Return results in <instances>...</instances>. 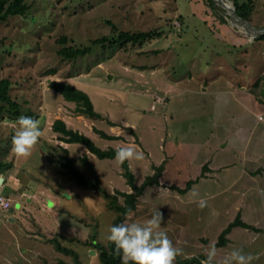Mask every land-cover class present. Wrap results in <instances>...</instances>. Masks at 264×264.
I'll return each mask as SVG.
<instances>
[{"label": "rangeland", "instance_id": "rangeland-1", "mask_svg": "<svg viewBox=\"0 0 264 264\" xmlns=\"http://www.w3.org/2000/svg\"><path fill=\"white\" fill-rule=\"evenodd\" d=\"M25 1L29 4L25 15L0 21V79L11 80L9 94L19 104L12 109L0 100V160L20 162L19 189L26 180L44 198L39 188L49 191L56 201L50 215L59 231L56 236L78 253L58 249L38 230L41 255L17 250V241L6 238L0 243L4 254L0 264H30L29 260L31 264L62 260L104 264L95 242L108 243V229L119 213L115 204L125 203L118 190L134 191L115 157L84 153L79 142H69L68 150L61 145L51 148L49 136L56 118H64L69 127L89 135L103 149L133 146L142 151L143 159L129 160L138 184L163 165L160 182L145 188L126 222L143 223L160 210L162 230L175 246L199 259L191 264L205 259L211 237L219 239L213 226L236 218L233 214L239 207L245 222H257L264 214V173L252 178L249 189L245 175L239 183L235 180V187L229 183L243 172V164L249 171L264 163V38H257L260 34L247 32L216 1L218 9L208 0ZM250 22L264 27V0H254ZM149 30L152 37L146 39L118 37L120 31ZM69 45L90 50L67 58L60 49ZM53 80L86 91L101 116L77 111V102L50 86ZM21 115L40 121L42 139L31 156L12 151L7 160L3 151L12 149ZM98 130L114 137L105 138ZM68 158L86 179L97 178L99 184L81 183L63 165ZM210 159L217 161L212 179L205 172ZM191 179L193 188L180 192L178 187ZM193 190L198 197L190 195ZM105 191L117 195L115 204ZM200 198L207 200L203 209L198 207ZM18 200V194L13 196L12 209L24 211ZM7 213L8 209L2 210L0 215L8 220ZM3 224L0 218V235L8 233ZM235 230L239 238L253 234L243 232V227ZM215 242L217 259L224 257L225 250Z\"/></svg>", "mask_w": 264, "mask_h": 264}, {"label": "trees", "instance_id": "trees-1", "mask_svg": "<svg viewBox=\"0 0 264 264\" xmlns=\"http://www.w3.org/2000/svg\"><path fill=\"white\" fill-rule=\"evenodd\" d=\"M233 3L236 6V9L238 13L245 19L251 21V15L254 8V0H232ZM209 5L213 9H218V6L215 4V0H208ZM29 9V4L25 0H0V21L6 20L10 15H25ZM221 18L226 21L225 16H221ZM152 31H139V32H130V31H120L118 33V37L120 39H124L125 41H131L135 39H146L152 37ZM257 38H264V33L258 35ZM105 37L103 38H97L94 40V42L98 43L101 42ZM89 47H76L73 45L69 46H63L62 49H60V53L67 58H76L79 55L84 54L85 52L89 51ZM11 80L9 78H1L0 79V100L4 102H8L10 104V107L12 109L18 108L17 102L13 100L9 94V90L11 87ZM50 86L58 91H60L64 97L68 100H72L77 102L76 110L80 111L82 113H86L88 115H91L92 117L101 116V114L94 109V104L89 96V94L84 91L83 89H80L76 87L75 85L68 83V82H62L53 80L50 83ZM262 93L264 95V88L262 89ZM19 105V104H18ZM19 113V110H16ZM52 128L55 131H58L61 133V139L67 141V142H79L85 145L91 152L97 154L99 157H115V150L118 148H107L103 149L100 146H98L95 141L87 134L74 129L72 127H69L65 120L62 118H56V120L52 124ZM100 135L104 136L105 138H112L111 134H108L104 130H98ZM67 150V149H66ZM83 158L85 160H88L87 156L84 155ZM89 161V160H88ZM63 165H66L68 167V171L72 172L73 175L84 185H98L99 180L96 178V180H88L84 177V175L79 171L78 166L73 163L72 159L68 158L66 161L62 162ZM124 169V175L128 179V183L130 184L131 188L134 190L133 192L128 191H121L118 190V193L124 196L125 203L124 204H118L116 203L117 195L111 194L107 191L105 193L112 198V202L116 205V208L118 210V215L114 218V224H119L121 222H126V216H128L129 213L134 211L138 207V199L139 196L144 192L145 188L150 184H155L160 182V177L162 175L163 171V165L157 166L156 170L153 174L148 175L144 182L141 184H138L136 182L135 174L131 171L129 161H126L122 165ZM194 179H191L187 182V185L183 188L178 187L180 192H187L192 184L194 183ZM234 225H241L244 227H252L254 229H257V227L253 226L252 224H249L242 220L240 214L238 213L236 218L220 233L219 240L217 242L218 245H223L226 243L227 238L226 235L230 231V229ZM55 243L58 249L63 250L65 252H75L72 248L64 246L61 244L58 239L53 238L52 239ZM95 247L99 249L100 258L103 261L104 264H121L119 256L115 255L114 253V245L108 241V243H102V242H95ZM77 253V252H75ZM195 258L192 260H185L181 257H177L175 264H191L196 261H199V259L194 256ZM57 264H70L66 261H59Z\"/></svg>", "mask_w": 264, "mask_h": 264}, {"label": "crops", "instance_id": "crops-1", "mask_svg": "<svg viewBox=\"0 0 264 264\" xmlns=\"http://www.w3.org/2000/svg\"><path fill=\"white\" fill-rule=\"evenodd\" d=\"M160 96H164V93H159ZM162 96V97H163ZM164 98V97H163ZM64 119V118H63ZM65 120V119H64ZM66 121V120H65ZM69 123V122H67ZM52 124V122H51ZM50 124V125H51ZM52 126V125H51ZM52 128V127H51ZM264 132V131H263ZM61 133L58 131L53 130V133L49 136V146L51 147H60L63 150L65 149H69V142L61 139ZM42 139V137L40 138ZM10 144H8L7 146H9ZM59 145V146H58ZM51 147V148H52ZM50 148V150H51ZM82 151L84 153H88L90 150L83 145L82 147ZM4 155H5V159L10 160L12 154V149L6 148L5 151H3ZM44 153V151H42ZM91 152V151H90ZM53 153H51V158H53ZM55 155V154H54ZM250 159L253 158V156H247ZM50 158V157H49ZM63 159V158H62ZM206 162H208V170H206L205 172L207 173V175H209L210 179H212V175L214 174L215 170L217 169V161H213V159L207 160ZM17 163V164H16ZM243 166H247L246 164H243ZM245 167H243L245 169ZM257 168H255V170H244L243 172V176L239 175L237 176V178L235 179L234 177L231 180L230 186L235 187L237 185V183H239L238 181H240V179L244 180V175L246 176L245 181H247L246 185H247V189H249V187L251 186V183L253 180L256 179V175L259 173H264V163L259 164L256 166ZM247 168V167H246ZM259 170V171H258ZM255 171H258L257 173H255ZM21 172L20 170V162L16 161V159L12 162L10 161H2L0 160V177L3 178L1 184H0V193L3 194L4 196L10 198L11 201H13V196L17 195L19 196V200L17 201V206L20 209L23 205L25 206V210L24 211H14L12 209L13 203L10 206V208H8V213H7V217L9 218L8 220H6V218L4 219V216L0 215V218L2 220H4V226L7 228L8 233L4 232V235L7 236V234L9 236L5 237L4 235H0V243H4L6 240V238L10 241H17V250H21L22 252H31L32 254H34V256H39L41 255V245L43 244L42 240H38V230L42 233L43 235H45L47 238H56L58 236H56V234H58L59 231L57 230V226H55V224L53 223V221H55L54 218H50V215L53 213L54 210V206L56 205V201L54 199V197L49 193L48 190H46L44 187H40V192H42V194L46 195V198H44L43 196H40V194L38 193V189L36 188H32L30 187V184L28 182H26V180H24V182H20L23 184V187H21V189H19L20 187L17 186V178L19 173ZM205 172H203V175L205 176ZM212 174V175H210ZM253 178V180H252ZM235 180H237V183L235 182ZM16 184V185H15ZM195 183L192 184V186L190 187V189L187 191L189 192L192 188L193 185ZM236 184V185H235ZM235 185V186H234ZM235 190V188H234ZM236 192H238V190H236ZM39 194V195H38ZM69 197H72V194L69 193ZM48 200L50 202V204H46L45 201ZM238 208V207H237ZM264 209V206H263ZM7 210V209H5ZM2 212V211H1ZM241 213V218L244 220V217L242 216V207H239L237 212L235 214H233L234 217H236V215L238 213ZM43 215H45V224H43V220L42 217H44ZM235 218H230L226 220V223H224V225H219L216 224L215 226H213V231L214 234L218 233V236H220V233L234 220ZM245 221V220H244ZM48 223V224H47ZM249 224H252L253 226L257 227V229H253L250 227H244L241 225L232 227L230 229V231L227 233L226 238L227 241L225 244L223 245H219L220 248H223L225 250V256L232 251L233 249H243L245 252H250L253 254H260L261 258L258 261H254L253 264H264V214H262L259 219L257 220V222H250ZM238 227H243L244 231L243 232H247L250 235V232H252L253 234L248 236L247 238L242 237H236V235H234L235 233V229ZM70 232V231H65ZM66 233H62L63 235H69ZM67 237V236H66ZM215 239V235L214 237H211V241L214 244V242L218 241L217 240H212ZM219 238V237H217ZM58 241H60L59 237L57 238ZM9 241V242H10ZM38 241V243L36 242ZM62 242V241H61ZM215 242V243H216ZM62 245L65 246L64 243H61ZM256 244V245H254ZM73 249V247H72ZM254 249V250H253ZM74 251L78 250L76 248L73 249ZM220 254L223 256V252H220ZM1 256L4 257V254H1ZM223 258V257H221ZM219 258V259H221ZM24 262V258L22 259ZM263 261V262H262ZM30 264L32 263L31 260L28 261Z\"/></svg>", "mask_w": 264, "mask_h": 264}, {"label": "clouds", "instance_id": "clouds-1", "mask_svg": "<svg viewBox=\"0 0 264 264\" xmlns=\"http://www.w3.org/2000/svg\"><path fill=\"white\" fill-rule=\"evenodd\" d=\"M127 126V125H125ZM42 137L40 121L31 116L21 115L17 118V127L12 137V151L20 157H29ZM143 159V152L133 146L120 147L115 150V160L123 165L126 161ZM193 198L199 193L193 190ZM207 206V200L200 198L198 207ZM127 219V216H126ZM163 213L153 211L151 217L141 222H121L108 229L107 241L114 245V253L119 256L121 264H175L177 257L192 260L195 257L177 247L162 230ZM205 259L200 264H253L260 260V254L233 249L226 256L217 259L215 244L205 249Z\"/></svg>", "mask_w": 264, "mask_h": 264}, {"label": "water", "instance_id": "water-1", "mask_svg": "<svg viewBox=\"0 0 264 264\" xmlns=\"http://www.w3.org/2000/svg\"><path fill=\"white\" fill-rule=\"evenodd\" d=\"M220 6L226 8L228 10V13L230 14L231 18L236 20V22L240 23L242 27L247 31L251 32L253 35L256 34H263L264 33V27H260L257 25L252 24L249 20L243 18L237 11L236 6L233 2H230L228 0H215ZM3 178L0 177V184L2 182ZM95 249H92L91 252L95 253Z\"/></svg>", "mask_w": 264, "mask_h": 264}, {"label": "built area", "instance_id": "built-area-1", "mask_svg": "<svg viewBox=\"0 0 264 264\" xmlns=\"http://www.w3.org/2000/svg\"><path fill=\"white\" fill-rule=\"evenodd\" d=\"M11 205H12V201L10 200V198L0 193V212L2 210L10 208Z\"/></svg>", "mask_w": 264, "mask_h": 264}]
</instances>
